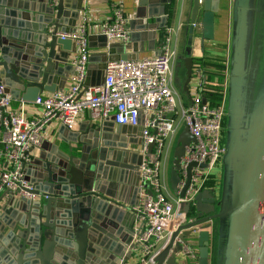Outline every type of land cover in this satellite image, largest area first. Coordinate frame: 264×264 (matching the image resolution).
<instances>
[{"label": "water", "instance_id": "obj_1", "mask_svg": "<svg viewBox=\"0 0 264 264\" xmlns=\"http://www.w3.org/2000/svg\"><path fill=\"white\" fill-rule=\"evenodd\" d=\"M63 1L53 3L48 0L52 4L42 12L44 16L32 23L30 20L35 19L28 13L35 9L32 10L26 0H0V81L15 100L34 102L44 91L63 89L68 76L73 73L69 57L75 52V45L58 34L70 32L75 27L82 0L74 2L69 14ZM225 2L191 0L187 45L195 35L194 24L201 27V40L213 39L215 14ZM262 2L233 0L230 76L225 96V152L221 157L222 195L216 199L212 190H202L194 197L193 204L184 205L188 221L172 233L156 257L158 264H176V255L180 253L188 256L183 245L188 246L189 239H195L198 264H208L212 231L217 234L216 264H228L231 215L241 209L235 264H264V106L249 159L247 155L250 146L247 144L255 123L253 115L264 84V74L261 79L257 74V51L254 52L253 45ZM170 3L171 0L140 2L135 17L129 21L132 39L143 36L148 30L163 29L167 18L173 16V11L167 7ZM255 4L257 13L253 12ZM147 5L145 13L143 7ZM149 18L156 22L162 18L164 22L152 28L148 21L143 22ZM249 22H253V34ZM137 23L141 25L136 26ZM95 39L101 41L99 46L106 51L101 53L96 82L88 85L85 81V87L102 84L107 61L129 58L124 52L126 45L108 43L106 37L99 34L88 36L89 46L92 47L91 42ZM246 51L250 52L248 63ZM181 61L185 69L183 89L188 93L193 70L189 48L183 52ZM127 126L115 125L113 116L90 123L80 127L77 133H69L67 139H63L65 148L56 146L49 154L27 162L30 163L29 175L23 178L31 189L26 191L40 197L35 200L22 196L15 198L17 190H4L0 195V203L5 195L9 196L7 202L0 204V264H119L131 256L128 246L133 230L123 237L117 226L126 210L120 208L117 201L120 198L106 191L113 183L129 185L135 194L141 191L137 173L144 155L130 150L123 142L121 134ZM62 128L71 130L64 125ZM131 128L136 133L138 126ZM191 142L194 138L187 128H183L172 153L169 182L174 191L179 182V160L185 146ZM133 144L140 146L142 140ZM152 149L153 145H148V153ZM127 155H139V160H129L128 164ZM120 158L125 162L121 163ZM193 165L188 166L179 193L181 197L189 184ZM134 171L135 179L127 182L128 174ZM243 179L245 186L241 194ZM215 219L217 227L210 231Z\"/></svg>", "mask_w": 264, "mask_h": 264}, {"label": "built area", "instance_id": "obj_2", "mask_svg": "<svg viewBox=\"0 0 264 264\" xmlns=\"http://www.w3.org/2000/svg\"><path fill=\"white\" fill-rule=\"evenodd\" d=\"M127 22V16L116 6L111 19L101 23L95 34L104 35L108 43H125L130 37ZM171 32V28H165L158 54L107 61L102 84L85 87L90 32L86 18L82 17L72 31L58 34L75 45L70 60L73 73L66 88L41 94L30 102L40 108L38 116H27L23 104L14 106L0 81V192L17 190L18 195L27 199L40 197L26 191L31 185L23 178V166L40 144L41 132L50 122L58 121L72 129L78 117L88 111L93 122L113 116L116 124L140 127V147L144 155L139 166L141 192L137 204L130 207L135 215V226L128 246L135 257L133 263L122 259L119 264H158L156 257L172 233L188 221L184 205L194 203V197L205 188L225 152V95L220 103L213 104L211 96L205 94L206 76L199 68H192L195 77L188 89V102L179 99L171 85L172 64L177 56L171 46ZM182 127L188 129L194 142L185 146L179 160L177 189L170 198L160 179L161 159L166 144ZM150 144L153 149L147 154ZM190 164H194L190 181L181 197L179 193ZM183 251L194 254L187 245H183Z\"/></svg>", "mask_w": 264, "mask_h": 264}, {"label": "crops", "instance_id": "obj_3", "mask_svg": "<svg viewBox=\"0 0 264 264\" xmlns=\"http://www.w3.org/2000/svg\"><path fill=\"white\" fill-rule=\"evenodd\" d=\"M48 0H26V3L29 4L31 9H35L34 11H30V17L35 20H30V22L38 21L39 17L44 16V11H46L49 6L47 2ZM76 0H64L63 4L65 6L66 12L69 14L71 11V7L74 5ZM53 2V0H52ZM143 2V0H82V9L80 10L79 18L76 21V25L80 22L82 17L86 18L88 31L90 35H96L98 26L105 21H109L112 17L113 8L118 6L121 8L125 16L128 18L127 28L130 31V37L127 42L122 43L127 46L124 52L128 55V59H139L143 57H150L158 54L160 45L163 41L165 28H171V46L176 50V58L172 64L171 70V85L172 88L177 93L179 99L184 102H188V93L183 89V82L185 80V69L183 67V62L181 61V56L186 48H189V55L192 58L193 65L192 68H199L204 75L206 76L207 81V88L205 91L206 95L212 96L213 93L216 91L214 88L217 89V85L222 86L224 89V95L226 96L227 93V84L229 82V72H230V53H231V43H232V30H233V0H226L222 9H219L218 13L215 14L214 19V28H213V39L212 40H201V27L197 25L195 27V35L191 44L187 45V28H188V17H189V9H190V2L191 0H171V3L168 4V9L170 8L173 11V16L167 18L165 27L163 29H155L153 31L148 30L144 33L143 36H134L132 39L131 37V29L129 28V21L135 17L136 10L139 8V3ZM55 3V2H53ZM78 3V0H77ZM148 11V5L143 7V12ZM45 18V17H43ZM159 18V21H155L153 18L144 19L143 22H149L154 28L155 26H159L164 21ZM199 24V23H198ZM141 23H137L136 26H140ZM89 35V36H90ZM99 35V34H97ZM111 43V42H109ZM119 43V42H117ZM92 47H90V54L89 60L87 64L88 74L86 75L85 81L89 83L92 82L93 84L96 82L97 77L95 76L97 67L101 64L102 55L101 53L105 52L106 49L101 48L99 45L101 41L99 39H95L91 42ZM74 53H72L69 57V62L72 58ZM221 63L224 64V67H219L216 64ZM70 72V71H69ZM71 75V74H70ZM69 75V76H70ZM63 86V89L68 85V79ZM195 77L192 74L189 86L193 83V78ZM174 79V80H173ZM94 86V85H91ZM96 86V85H95ZM59 90V89H57ZM210 92V93H209ZM50 93L49 91H44L42 94ZM9 94V93H8ZM11 96V95H10ZM12 97V96H11ZM13 99V98H12ZM14 106H18L23 104L25 107V112L27 116H38L40 114V108L35 107L30 102H23L22 100H15L13 99ZM225 122L226 119L224 117L223 120V140L225 134ZM90 123H94L93 120L90 118V114L88 111L83 112L77 119L75 126L71 130H63L61 124L58 121H53L47 124L41 132V142L40 144L29 154V161L32 162L33 160H38L41 155H47L51 152V150L56 146L58 148H65L66 144L63 139H67L69 133H77L79 128L82 126H86ZM115 125H117L115 123ZM116 129V126H114ZM132 126H127L125 128V132L121 134L123 138V142L127 144V147L130 150L137 151V154L142 155L143 152L139 145L133 144V142H138L140 137V127L137 128V132L134 133ZM184 127H182L179 131ZM178 133V134H179ZM177 134V136H178ZM177 136L175 139H177ZM2 137V129L0 126V140ZM175 141V140H174ZM173 141H170L166 144V152L165 158L167 160L166 154L169 151L170 146L172 145ZM224 144V143H223ZM174 145V144H173ZM176 146V143H175ZM174 146V147H175ZM173 147V150H174ZM1 148V144H0ZM147 154H150L147 152ZM123 158V156H122ZM120 158V162L123 163L125 160L128 164H130L129 160H139V155L129 156L127 155V159ZM165 160L162 161L161 159V172H160V179L164 185L166 194L171 198L174 197L175 191L172 190L169 182V168L166 167ZM27 163L23 169V176H27L28 170L30 169L29 164ZM134 173L128 174L127 182L133 181L135 179ZM210 180L207 182L205 188L203 190H212L213 195L216 199H219L222 195V178H223V166L221 160L218 162L217 166L213 168L211 173ZM137 182L140 186V174L139 171L137 173ZM110 184V183H109ZM125 186V188H121ZM129 185H123L113 183V187L107 186V192L112 194L116 198H120L121 200H117L120 202L119 206L121 209L126 210L124 214L121 215V220L117 222V226L121 231V235L126 237V234L130 232V230L134 229L135 226V215L131 214L130 207L135 205L133 203L138 202L140 197V192L135 194ZM2 192H0V195ZM20 197V194L15 195V198ZM9 200V196L5 195L2 198L1 205L4 204ZM35 200V199H33ZM128 211V212H127ZM133 225V226H132ZM217 227L216 219L213 221V225L210 228V231L213 228ZM216 232H211L210 241H209V257H208V264H216ZM188 247L193 249L194 254L185 256L182 253L176 255V264H198L197 262V246L195 243V239L190 240ZM135 256H129L127 258L130 262L133 263ZM214 261V262H213Z\"/></svg>", "mask_w": 264, "mask_h": 264}, {"label": "rangeland", "instance_id": "obj_4", "mask_svg": "<svg viewBox=\"0 0 264 264\" xmlns=\"http://www.w3.org/2000/svg\"><path fill=\"white\" fill-rule=\"evenodd\" d=\"M253 8H254L253 12L256 11V13H257L258 12V8H257L256 4L253 5ZM259 10H260V8H259ZM259 22H260V31L258 32V24H259ZM249 28H251V32L253 34V30H254L253 22H249ZM253 41H254L253 45L256 43V50H257V52L255 54V56H256V65H257V74H259V76H260L259 78L261 79V75L264 74V0L262 2L261 12L258 15V21H257L256 27H255V40L253 39ZM248 53H250V52L246 51V61H247V63H248V59H249L248 58ZM249 70H252V69L250 68ZM262 87H263L262 90L264 91V84H263ZM258 124H259V120H256L254 125H253L252 131H251L252 132L251 139H250V141L247 144L248 146L250 144V146L247 147L248 148V150H247L248 159L250 157V152H251V149L253 148L252 146L254 144L253 143L254 134H255V132L257 133V131H258V126H257ZM224 128L226 129L225 126H224ZM175 138H176V136H174V138L171 140L173 142H172V145L169 148L168 153L166 154L167 160H166V158L164 156L165 154L162 157V161L163 160L167 161L166 162V167H167V169L169 168V171H170V167L172 165L173 147L175 146V143H176V139ZM223 143H224V140H223ZM247 168H248V163H247L246 169ZM244 179H245V176H244ZM244 179L242 181H244ZM244 186H245V181L242 182L241 194H242V192L244 190Z\"/></svg>", "mask_w": 264, "mask_h": 264}, {"label": "bare ground", "instance_id": "obj_5", "mask_svg": "<svg viewBox=\"0 0 264 264\" xmlns=\"http://www.w3.org/2000/svg\"><path fill=\"white\" fill-rule=\"evenodd\" d=\"M263 106H264V91L261 92L259 96L257 108L253 115L254 121L260 120L263 112ZM241 220H242V209L234 211L231 215L232 230L230 233V241H229L230 248L228 252V264H235Z\"/></svg>", "mask_w": 264, "mask_h": 264}, {"label": "trees", "instance_id": "obj_6", "mask_svg": "<svg viewBox=\"0 0 264 264\" xmlns=\"http://www.w3.org/2000/svg\"><path fill=\"white\" fill-rule=\"evenodd\" d=\"M257 21H258V18H257ZM260 31V22H259V24H258V32ZM186 37H187V33H186ZM257 50H256V43H255V50H254V52H256ZM217 66H219V67H224V64H221V63H218V64H216ZM218 87H217V89L216 88H214V90L216 91L215 93H213L212 94V96H211V99H212V103L213 104H218V103H220L221 101H222V98H223V94H224V92H223V88H222V86H219V85H217ZM214 262V261H213Z\"/></svg>", "mask_w": 264, "mask_h": 264}]
</instances>
